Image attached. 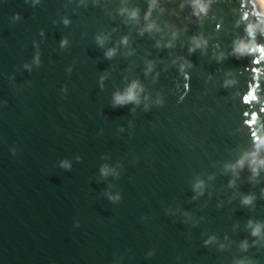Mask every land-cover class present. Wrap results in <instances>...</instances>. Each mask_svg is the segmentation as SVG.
Here are the masks:
<instances>
[{"label": "water", "instance_id": "95a60500", "mask_svg": "<svg viewBox=\"0 0 264 264\" xmlns=\"http://www.w3.org/2000/svg\"><path fill=\"white\" fill-rule=\"evenodd\" d=\"M179 3L154 13L163 32L141 36L147 0H41L35 7L0 0V102L7 101L0 106V264H264V244L240 250L252 240L249 220L264 222V178L250 183L245 169L230 188L225 169L252 147L239 93L254 65L251 58L217 59L244 35L235 27L237 6L219 0L198 24ZM124 6L139 8L140 20L119 16ZM173 30L180 32L175 47L157 48ZM201 34L207 52L189 56L191 38ZM99 35L110 37L105 47ZM117 46L119 54L107 59ZM38 51L41 64L28 72L24 64ZM182 58L194 65L183 100ZM151 61L155 71L146 75ZM136 80L148 99L113 107L114 93ZM227 80L239 83L225 87ZM64 159L71 171L59 167ZM106 164L119 176L104 178ZM198 180L207 190L192 200ZM107 192L123 199L113 203ZM249 194L257 201L245 207ZM211 236L218 242L205 247Z\"/></svg>", "mask_w": 264, "mask_h": 264}, {"label": "clouds", "instance_id": "9594fccd", "mask_svg": "<svg viewBox=\"0 0 264 264\" xmlns=\"http://www.w3.org/2000/svg\"><path fill=\"white\" fill-rule=\"evenodd\" d=\"M32 3L33 7L39 5L41 0H28ZM81 4L85 3V0H80ZM99 2V0H97ZM125 5L128 0H124ZM176 0H147L148 10L143 15V21L145 22V27L140 28L139 34L143 36L145 33L151 34L153 32H163V28L158 23L157 19H154V13L159 12L163 15L166 11V4L174 3ZM219 0H180L179 8L181 11L190 9V12L186 19L190 22H196L202 24L205 18L209 17L212 13L214 4L218 3ZM234 7L232 10L234 14L238 16L236 20L235 27L237 29L243 28V36L238 37L233 41L232 51L228 54L224 52H219L217 59L223 61L227 56H231L237 60L244 58H251V63L254 65L248 71L250 73V78L246 82V90L239 93L241 98V103L246 106L247 111L243 113L244 116V126L250 130V136L252 139V147L250 150L244 152L240 158L235 163H230L225 165V169L230 171L233 175V179L229 181V187L235 188L237 186V181L240 179V173L247 169L250 172L249 182L259 183L262 178H264V0H230ZM119 16L127 17L128 21H139L141 18V10L139 8H129L127 6L121 7L117 13ZM179 15V13H174ZM15 20H20L21 17L17 14L14 17ZM63 24L67 27L71 24V20L67 17L63 19ZM170 30L174 28L172 24H167ZM217 31H221L223 28L222 23H216L215 25ZM179 30L171 31V39L166 43L163 40H158L156 42V47L159 49H172L175 47V41L179 37ZM41 35H44L41 33ZM110 37L105 35H99L96 37L97 43L100 47H105ZM130 39L128 36H123L120 40V44L128 46ZM70 41L64 38L60 42V47L62 49L68 48ZM35 47L38 49L39 44ZM209 47V40L203 35L193 36L191 38V47L188 48L189 56L194 55L197 50L202 52H207ZM217 49L219 45L216 46ZM119 54V46L108 49L105 53L107 59H114ZM215 55V53H214ZM183 63L181 64V71L183 73V92L184 95L181 99H185L186 95L190 92V81L191 75L187 71L188 68L193 67V62L187 58H182ZM33 64L39 66L41 64V56L39 51L33 58L32 63L24 64L25 70L31 72L33 70ZM72 69H69L71 72ZM155 71V61L148 63L146 75H150ZM243 75V72L240 73ZM159 73H157V78ZM14 80L15 77H12ZM102 78L101 84H103ZM239 83L237 80H227L225 82V87L236 86ZM61 91L67 95L68 88L63 87ZM145 87L144 85L136 80L132 81L126 89L122 92H116L113 95V107L120 108L126 107L129 104L140 105L147 100L148 97L144 96ZM158 105H162V100H157ZM7 101L0 102V106H6ZM123 132L124 129L121 128ZM11 154L13 156L18 155V149L12 148ZM80 160V157H77ZM59 167L63 168L65 171H71L73 165L70 160L64 159L59 161ZM100 173L104 178L109 176L118 177L119 172L116 168L109 165H104L100 169ZM207 190V184L203 180H198L193 185V191L196 193L192 197V200H197L199 197L205 195ZM107 198L113 202H120L123 197L120 193L113 194L112 192H107L105 194ZM257 201L255 195H245L241 199V203L245 207L253 206ZM185 215H188L185 213ZM80 223L77 221L75 224L76 228H80ZM248 229L250 230V235L252 237L251 242L245 239L240 244V250L242 252H247L251 247H256L260 244H264V222H256L254 220H249ZM227 239V237H226ZM217 237L211 236L207 239L204 244L205 247L217 243ZM220 250H224L227 245L220 244ZM154 251L148 253L149 256H153ZM234 264H254L251 260L239 259L234 262Z\"/></svg>", "mask_w": 264, "mask_h": 264}]
</instances>
